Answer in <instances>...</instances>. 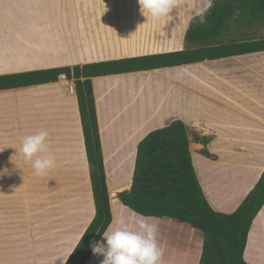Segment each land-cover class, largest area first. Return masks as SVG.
Masks as SVG:
<instances>
[{"label": "crops", "instance_id": "1", "mask_svg": "<svg viewBox=\"0 0 264 264\" xmlns=\"http://www.w3.org/2000/svg\"><path fill=\"white\" fill-rule=\"evenodd\" d=\"M92 2L100 7L95 10ZM105 6L107 12L140 14L137 0H0V76L182 50L175 48L179 25L174 21L156 23L147 28L152 30L147 35L142 33L144 26L136 23L125 26L135 37L132 45L163 46L162 51L84 61L97 53H112L114 37L107 30L121 26L104 23L106 37L100 45L95 43L96 35L87 34L93 25L72 23L71 18L80 12L103 13ZM184 13L191 10L185 8L179 14ZM171 14L177 16L178 10ZM68 20L74 25L71 34H64L61 42L49 35L51 39L43 42L62 45L49 52H69L63 42L69 43L72 36L78 40L75 45H86L80 54L73 59L45 58V63L28 66V44H41L34 39L43 29L50 34L59 24L66 27ZM244 57L225 59L241 63L244 67L239 69L188 65L93 79L113 221L129 215L146 218L127 208L119 194L132 188L140 143L176 120L188 126L196 172L213 209L232 214L241 206L264 173V52L249 55L251 62H242ZM219 61L201 64L218 65ZM188 94L195 104L187 102ZM203 100L208 102L206 113H202ZM188 108L194 111L191 119L184 113ZM41 129L50 134L49 150L56 157V167L37 176L11 147ZM195 136L211 139L207 150L216 159L202 154L205 146ZM0 150V170L7 167L11 172L0 178V264H62L96 215L74 81L62 77L57 83L0 91ZM12 155L19 169L10 163ZM149 222L158 226L160 264H200L204 238L199 231L168 218H149ZM102 259L92 255L88 264H100ZM245 260L264 264V208L251 228Z\"/></svg>", "mask_w": 264, "mask_h": 264}, {"label": "trees", "instance_id": "2", "mask_svg": "<svg viewBox=\"0 0 264 264\" xmlns=\"http://www.w3.org/2000/svg\"><path fill=\"white\" fill-rule=\"evenodd\" d=\"M264 0H213L211 9L190 21L185 34L188 49L0 76V91L74 81L81 115L96 215L66 264H88L91 240H100L112 223L110 193L102 152L93 79L155 71L243 57L264 52ZM207 150L211 139L195 136ZM121 202L146 218H168L191 226L204 238L200 264H248L245 252L251 228L264 208V173L241 206L232 214L217 212L205 196L194 165L188 126L176 120L153 131L139 145L131 190Z\"/></svg>", "mask_w": 264, "mask_h": 264}, {"label": "clouds", "instance_id": "3", "mask_svg": "<svg viewBox=\"0 0 264 264\" xmlns=\"http://www.w3.org/2000/svg\"><path fill=\"white\" fill-rule=\"evenodd\" d=\"M137 2L140 14L146 17L147 21L150 18L154 22L163 24L173 19L170 14L174 9L178 10L179 15L185 8L190 9L194 17H200V22L203 23L205 14L213 4V0H137ZM107 11L108 8L105 6L103 14ZM49 135L46 129H41L24 135L17 147H11L16 150L14 155L19 154L31 164L37 176L45 175L56 167V157L49 150ZM14 155L9 161L19 169L13 159ZM10 174L7 167L0 170V178ZM96 233L101 239L91 240L90 248L94 256L103 257L100 264H160L161 262L163 252L157 239L158 226L149 222V218L135 215L120 216L110 223L102 234ZM84 234L80 236V241ZM67 259L62 258V264H66Z\"/></svg>", "mask_w": 264, "mask_h": 264}, {"label": "rangeland", "instance_id": "4", "mask_svg": "<svg viewBox=\"0 0 264 264\" xmlns=\"http://www.w3.org/2000/svg\"><path fill=\"white\" fill-rule=\"evenodd\" d=\"M91 5H93V7H95V10L98 9L100 7V4L98 3H91ZM113 5V4H112ZM173 19L171 21H174L175 25H179V36H178V45L175 48H182V50L188 49V44L186 43L185 40V33L186 30L189 28L190 25V21L192 18H194V14L191 13H184V14H179L176 16V14H170ZM72 23H79V24H83L85 26H94V28H90L87 29V34L89 37H94L93 35H96L98 38L97 41L95 43H101L100 45H104L102 44V42L105 41V30L103 31V29L101 28L102 25H104V23L107 24H120L119 29H113V30H107L112 32V34L114 35H110V38H113L112 40V44L114 45L113 50L111 51L112 53L110 54H103V53H97L94 56H90L87 59L84 58V61H93V60H105L108 58H125V57H131V56H136L138 54H140V49L144 50L146 48L149 47H156V52H160L163 50V46H148V44H138V45H132V39L135 40L134 35L131 34V30H126L125 26L127 25H134L136 23V25L139 26H144L143 28H145L142 33L144 35H147V33H151L152 30L147 28L156 26H159V22H154L153 20H151L150 18L147 21V18L142 16L141 14H136V13H125V12H106V13H98L96 12H92V13H88V12H83V13H76L73 14V17L71 18ZM70 20L67 21V23L65 24L66 27L62 26V25H58L57 28L55 29V31H52L50 34L47 32H45V29L42 30V32H40L39 37L35 38L34 40H36L37 42L41 43L38 45H29L27 46V65L28 66H38L40 65L41 61L43 63L46 62L45 58H50V59H58V58H62V59H73L72 57H76L79 53V51L81 50V48H85L86 45L84 44H78L75 45L78 40H74L72 39V36H68L70 42L66 43L63 42L64 47H67V49H69V52H61V51H57V52H49L50 49H61L62 45L60 43H57L55 45L49 46L50 42H43L46 39H51L49 38V35H52L54 38V40H59V42H61V38H64V34H71L72 33V29L73 28V24L71 23ZM102 23V24H101ZM65 28V29H63ZM99 28H101L102 30H100ZM75 32H77V30H74ZM79 32V31H78ZM257 37L260 38H264V28H261L257 31L256 33ZM108 37V38H109ZM35 42V41H34ZM31 41H28V43H34ZM153 45V44H152ZM78 46V48H77ZM100 47V46H99ZM136 48V49H135ZM146 53V52H145ZM80 54V53H79ZM144 54V53H141ZM249 56L244 57V59L242 62H251L248 59ZM36 58H42L43 60H38ZM254 61V60H253ZM73 61H64L63 63H72ZM232 68V69H239L238 67H244L243 65L240 64H236L231 60H222L219 61L218 65H212V64H199V65H195L193 66V69H198V68ZM254 78L251 77V80H253ZM257 83H250L249 86H254L257 85ZM189 94L187 95V102L189 104H195V99L192 98L191 100L188 98ZM204 104H203V111L202 113H206L207 108H206V104L208 103L206 100H203ZM209 111V109H208ZM259 111V110H258ZM187 113V117L188 118H192L191 116L194 115V111L190 110L189 108L186 109V111H184V113ZM195 134V132H193Z\"/></svg>", "mask_w": 264, "mask_h": 264}, {"label": "bare ground", "instance_id": "5", "mask_svg": "<svg viewBox=\"0 0 264 264\" xmlns=\"http://www.w3.org/2000/svg\"><path fill=\"white\" fill-rule=\"evenodd\" d=\"M139 51H140V54L141 53H145V52L146 53H153V52H156V47H149V48H146L144 50L143 49L142 50L140 49Z\"/></svg>", "mask_w": 264, "mask_h": 264}, {"label": "built area", "instance_id": "6", "mask_svg": "<svg viewBox=\"0 0 264 264\" xmlns=\"http://www.w3.org/2000/svg\"><path fill=\"white\" fill-rule=\"evenodd\" d=\"M71 89L74 90V87H72Z\"/></svg>", "mask_w": 264, "mask_h": 264}]
</instances>
